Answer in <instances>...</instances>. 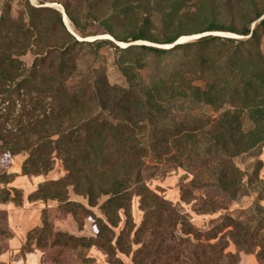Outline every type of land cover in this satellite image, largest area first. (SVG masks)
<instances>
[{
	"label": "rangeland",
	"instance_id": "obj_1",
	"mask_svg": "<svg viewBox=\"0 0 264 264\" xmlns=\"http://www.w3.org/2000/svg\"><path fill=\"white\" fill-rule=\"evenodd\" d=\"M27 2L41 11L32 18L42 22L44 34L56 12L67 17L68 27L59 28L51 44L79 42L72 83L90 75L141 93L158 88L154 127L162 128L164 119L163 129H205L195 138L198 158L192 159L209 163L146 172V190H132L128 206L116 210L107 205L109 181L96 180L104 192L92 198L71 180L58 183L67 171L57 158L46 175H28L46 183L30 192L13 187L12 170L22 172L29 152H12L0 141V263L264 264V141L234 154L250 147V129H264V0H0V21L6 13L28 19ZM247 28L250 36L243 34ZM206 38L238 53L230 58L212 47L202 64H188ZM142 45L167 53L156 57ZM33 60L28 53L25 61ZM186 63V72L177 74ZM214 129L238 130L225 139ZM223 147L233 153L235 173L224 180L232 194L222 199L216 183L225 165L214 153ZM27 202L41 208V219L10 253L7 207Z\"/></svg>",
	"mask_w": 264,
	"mask_h": 264
},
{
	"label": "trees",
	"instance_id": "obj_2",
	"mask_svg": "<svg viewBox=\"0 0 264 264\" xmlns=\"http://www.w3.org/2000/svg\"><path fill=\"white\" fill-rule=\"evenodd\" d=\"M27 4L31 11L28 19L6 13L0 21V141L10 144L12 152H29L23 175H46L55 158L60 159L67 176L58 183L71 180L77 189L81 187L92 198L97 191L104 192L96 180L109 181L111 198L107 205L119 210L128 206L132 190H146V172L154 170L153 175L182 166L185 161L197 167L209 163L205 159L197 165L192 159L198 158L193 153L195 138L205 129H163L164 119L160 123L162 128L154 127L158 124L154 119L161 110L158 88L141 93L133 86L122 89L100 83L98 79L93 81L88 78L90 75L72 83L75 64L71 57L79 42L51 44V37L59 28L65 30L61 14L56 12V20L48 23L44 34L42 22L32 18V12L41 11ZM77 26L85 33V26ZM243 34L248 35L249 29ZM139 38L140 35L135 36L134 40ZM216 40L206 38L197 44L187 63L202 64L212 47L219 53L229 52L230 58L238 53L237 48H229L225 42L212 43ZM141 49L156 57L167 53L155 47L141 46ZM28 53H34L30 65L25 61ZM187 63L178 67L182 71L177 74L186 72ZM214 130H220L219 137L227 139L238 129ZM250 132L255 135L250 147L234 152L235 155L251 152L264 141V129H250ZM214 158L225 165L216 183L223 199L232 194L224 180L230 172L235 173L230 169L233 153L223 147L214 153ZM46 182L45 179L40 184ZM206 185L216 186L209 181Z\"/></svg>",
	"mask_w": 264,
	"mask_h": 264
},
{
	"label": "crops",
	"instance_id": "obj_3",
	"mask_svg": "<svg viewBox=\"0 0 264 264\" xmlns=\"http://www.w3.org/2000/svg\"><path fill=\"white\" fill-rule=\"evenodd\" d=\"M12 172L14 174L12 186L23 187L27 192H30L29 188H35L45 180L44 177L30 178L25 176L22 174L21 169H14ZM41 213V208H36L35 205H31L29 202L25 203L22 208L7 207L8 226L11 231V237L7 245L10 253L12 252L11 250L19 249L22 246L27 233L39 224Z\"/></svg>",
	"mask_w": 264,
	"mask_h": 264
},
{
	"label": "water",
	"instance_id": "obj_4",
	"mask_svg": "<svg viewBox=\"0 0 264 264\" xmlns=\"http://www.w3.org/2000/svg\"><path fill=\"white\" fill-rule=\"evenodd\" d=\"M62 13V12H61ZM63 22H64V24H65V26L66 27H68V20H67V17L65 16V15H63ZM261 22H264V19L261 21ZM252 34V30L251 29H249V34L248 35H244V36H250ZM110 40H112V39H110ZM173 44H177V42L176 43H173ZM142 46H145V45H142ZM151 47V46H150ZM156 48V47H155ZM160 49V48H159Z\"/></svg>",
	"mask_w": 264,
	"mask_h": 264
}]
</instances>
